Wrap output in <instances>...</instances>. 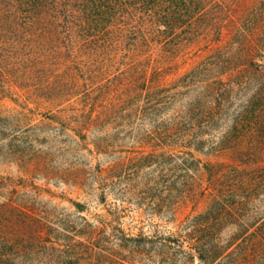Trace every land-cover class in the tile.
I'll use <instances>...</instances> for the list:
<instances>
[{
	"label": "trees",
	"instance_id": "trees-1",
	"mask_svg": "<svg viewBox=\"0 0 264 264\" xmlns=\"http://www.w3.org/2000/svg\"><path fill=\"white\" fill-rule=\"evenodd\" d=\"M11 11L20 13V25L53 35V58L63 69L48 111L65 116L51 121H71L83 139L96 130L88 151L113 155L95 176L100 201L111 195L112 209L49 220L22 205L20 252L39 251L51 264H135L136 255L171 261L176 252L181 264L195 257L215 264L242 242L260 240L264 209L251 203L264 194V0L0 1V27L15 24ZM191 38L203 41L204 54L180 72L176 51ZM153 44L171 56L152 58ZM107 48L109 58L137 60L105 77L118 84L87 82L102 71L88 69L90 60ZM135 120L148 126L130 130V144L118 132L114 143L105 138L108 125L116 130ZM88 177L76 176L74 184ZM199 200L205 208L185 215L174 230L133 233L120 220L133 205L175 222L181 204ZM5 239L0 236V246ZM256 243L248 249H264Z\"/></svg>",
	"mask_w": 264,
	"mask_h": 264
},
{
	"label": "rangeland",
	"instance_id": "rangeland-1",
	"mask_svg": "<svg viewBox=\"0 0 264 264\" xmlns=\"http://www.w3.org/2000/svg\"><path fill=\"white\" fill-rule=\"evenodd\" d=\"M0 1H6L7 4L13 0ZM9 14L15 24L0 27V236L6 237L5 246H0V264H51L50 257L39 251L22 249L20 252V207L25 205L37 216H45L49 220L63 215L66 218L81 215L92 218L96 214L106 213L107 209H112L114 199L108 195L105 202L100 201V185L99 181H95V176H98L100 166L113 155L88 151L93 149L91 140L100 135L96 130L88 132L86 139H83L75 134L79 127L71 121H51L52 118L57 120L65 116L55 110L48 111L51 107L49 102L56 92L57 72L63 69L53 58V35L40 25H20V13L11 11ZM203 46V41L198 39L191 38L183 42L179 51H176L179 52L180 72L200 59L204 51L199 48ZM111 52L107 48L98 61L89 59L88 69L98 67L102 71L98 72V78L87 79V82L99 81L108 86L110 80L118 84V79L106 81L105 77L110 75L109 78H112L118 68L125 66V62L137 60L135 56L125 61L121 56L109 58L113 54ZM144 55L142 60L147 62L148 55ZM169 56L170 51L163 52L160 45L153 44L152 58L166 59ZM80 82L82 80L79 79ZM115 94L118 95L119 91H115ZM147 126L141 120H135L132 125L122 122L116 130L108 125L104 129L105 138L114 143L118 132V137H122L121 142L130 144L132 135H127L128 132L133 130L134 133L137 128L145 129ZM198 156L203 160L215 158L202 153ZM79 175L89 177L81 184H74L75 177ZM260 190L264 193V186ZM77 203L83 211L76 210ZM205 205V200L181 204L175 222H166L156 215L149 216L130 205L124 208L120 220L122 226L133 233L153 228L174 230L181 218L189 213L200 212ZM251 205L263 210L264 194L252 198ZM32 227L38 228L36 223ZM233 229L234 226L226 227L225 237L228 238ZM262 232V239L258 237L260 240L242 242L232 254L215 264H264V249H248L254 241L264 244ZM179 256L180 253L176 252L173 260L162 261L157 255H136L135 264H181ZM190 264L202 263L195 257Z\"/></svg>",
	"mask_w": 264,
	"mask_h": 264
}]
</instances>
